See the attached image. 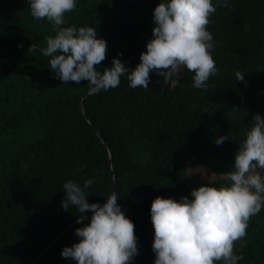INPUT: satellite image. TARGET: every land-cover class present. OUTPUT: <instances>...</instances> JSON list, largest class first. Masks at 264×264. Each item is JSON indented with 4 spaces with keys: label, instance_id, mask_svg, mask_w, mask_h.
I'll list each match as a JSON object with an SVG mask.
<instances>
[{
    "label": "trees",
    "instance_id": "trees-1",
    "mask_svg": "<svg viewBox=\"0 0 264 264\" xmlns=\"http://www.w3.org/2000/svg\"><path fill=\"white\" fill-rule=\"evenodd\" d=\"M159 2L76 0L65 26L96 27L106 40L98 70L110 67L120 53L125 66L135 67L152 36ZM212 3L216 12L207 28L218 72L206 89L195 88L194 73L182 67L162 95L148 87L133 89L123 76L118 87L85 100L112 152L117 203L134 224L138 254L131 264H154L153 199L191 198L202 184H229L225 174L253 114L264 117V0H228L229 7L223 0ZM49 35L52 25L31 15L30 0H0V264H30L77 219L74 206L62 208L67 180L81 186L94 180L86 190L89 203L103 204L112 192L106 147L81 110L89 85L56 78L50 58L39 50ZM31 44L35 52H28ZM237 71L244 81L235 78ZM150 75V86L163 90L164 78ZM220 136L227 140L218 145ZM80 226L36 264H75L61 251L78 242ZM234 253L244 257L238 264H264V208L250 218Z\"/></svg>",
    "mask_w": 264,
    "mask_h": 264
},
{
    "label": "clouds",
    "instance_id": "clouds-1",
    "mask_svg": "<svg viewBox=\"0 0 264 264\" xmlns=\"http://www.w3.org/2000/svg\"><path fill=\"white\" fill-rule=\"evenodd\" d=\"M76 6V0H30L31 15L46 19L54 30L39 50L50 58L48 67L62 83L86 81L90 91L98 93L118 87L126 76L131 88H147L151 73L169 81L185 67L194 73L193 86L206 89L218 72L213 35L207 28L216 12L212 0H160L153 10L152 36L131 70L119 59L122 53L110 67L98 70L107 55V42L96 27L65 26V14ZM222 6L229 7L228 0ZM36 50L35 44L28 48ZM235 78L244 81V74L237 71ZM252 120L234 154L232 170L225 174L229 184H202L191 190V198L153 199L154 264H238L244 258L234 253V245L246 236L250 218L264 208V176L257 170H264V117L256 113ZM226 140L220 136L215 143ZM93 183L87 179L83 186L72 180L63 184L62 208L68 211L74 206L81 226L75 230L78 242L64 247L61 255L75 264H131L138 254L134 224L117 203L116 191L103 204L89 203L86 190Z\"/></svg>",
    "mask_w": 264,
    "mask_h": 264
},
{
    "label": "water",
    "instance_id": "water-1",
    "mask_svg": "<svg viewBox=\"0 0 264 264\" xmlns=\"http://www.w3.org/2000/svg\"><path fill=\"white\" fill-rule=\"evenodd\" d=\"M129 70L134 69L135 67L133 66H126ZM170 85V80L166 81L165 80V85L163 90L161 91H156L154 90L151 86H150V82H149V86L148 88L150 89V91L155 94V95H162L164 93H166V91L168 90V87ZM92 94H94L93 92L90 91V89L83 95V97L80 100V105H81V110L83 112V114L85 115L86 119L89 121V123L92 125V127L94 128V130L96 131L97 135L99 136V138L101 139V141L103 142V144L106 147V151H107V156H108V163H109V170H110V175H111V179H112V192L116 191L117 192V182H116V178H115V172L113 169V158H112V152L111 149L108 145V143L106 142L102 131L100 130V128L96 125V123L93 121V119L90 117L86 106H85V100L90 97ZM111 192V193H112ZM86 216L90 217L91 213H87L85 214ZM77 219L74 220L73 222H71L66 228H64L61 232H59L53 239L52 241L44 248V250L39 254V256L33 260V262H31L30 264H36L40 258L45 255L53 246L54 244H56V242L67 232H69L75 225H77Z\"/></svg>",
    "mask_w": 264,
    "mask_h": 264
}]
</instances>
